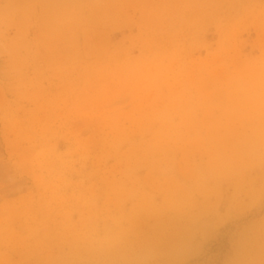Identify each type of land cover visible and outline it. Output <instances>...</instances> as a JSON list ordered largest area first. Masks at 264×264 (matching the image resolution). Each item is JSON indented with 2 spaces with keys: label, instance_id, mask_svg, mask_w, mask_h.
I'll list each match as a JSON object with an SVG mask.
<instances>
[{
  "label": "rangeland",
  "instance_id": "1",
  "mask_svg": "<svg viewBox=\"0 0 264 264\" xmlns=\"http://www.w3.org/2000/svg\"><path fill=\"white\" fill-rule=\"evenodd\" d=\"M0 264H264V0H0Z\"/></svg>",
  "mask_w": 264,
  "mask_h": 264
}]
</instances>
